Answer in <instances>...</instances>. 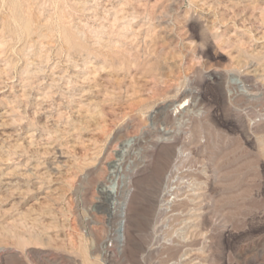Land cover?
<instances>
[{
  "label": "rangeland",
  "instance_id": "obj_1",
  "mask_svg": "<svg viewBox=\"0 0 264 264\" xmlns=\"http://www.w3.org/2000/svg\"><path fill=\"white\" fill-rule=\"evenodd\" d=\"M176 147L217 171L200 264H264V0H0V264H173Z\"/></svg>",
  "mask_w": 264,
  "mask_h": 264
},
{
  "label": "bare ground",
  "instance_id": "obj_2",
  "mask_svg": "<svg viewBox=\"0 0 264 264\" xmlns=\"http://www.w3.org/2000/svg\"><path fill=\"white\" fill-rule=\"evenodd\" d=\"M179 104H182V101ZM184 152L180 147L175 149L173 159L166 168L157 196L156 218L160 222L155 224L153 237L156 238L162 231L168 232V237L162 243L177 252L173 264H200V250L205 245L207 235L210 234L217 217L214 194L218 176L215 168L207 169L208 167L202 164L194 168L181 167L187 156ZM118 155L119 157L110 164L107 182H101L98 189L104 200H110V207L117 210L121 216L116 229L120 241L127 229L126 214L132 196V189L128 187L130 177L127 171L134 170L141 159L137 162L124 160L126 149H121ZM164 215L169 222L162 220ZM104 253L106 254L107 250Z\"/></svg>",
  "mask_w": 264,
  "mask_h": 264
}]
</instances>
